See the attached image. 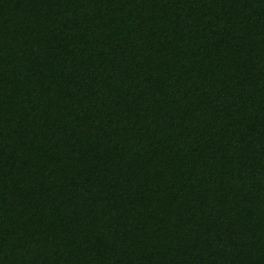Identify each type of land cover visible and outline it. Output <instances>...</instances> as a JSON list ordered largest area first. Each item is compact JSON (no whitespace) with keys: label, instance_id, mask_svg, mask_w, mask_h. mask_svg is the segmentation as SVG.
I'll return each mask as SVG.
<instances>
[{"label":"trees","instance_id":"16d2710c","mask_svg":"<svg viewBox=\"0 0 264 264\" xmlns=\"http://www.w3.org/2000/svg\"><path fill=\"white\" fill-rule=\"evenodd\" d=\"M0 264H264V0H0Z\"/></svg>","mask_w":264,"mask_h":264}]
</instances>
